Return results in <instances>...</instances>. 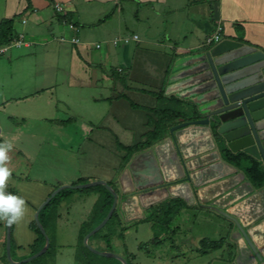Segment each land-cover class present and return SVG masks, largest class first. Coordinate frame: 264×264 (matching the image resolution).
<instances>
[{
    "label": "crops",
    "instance_id": "obj_1",
    "mask_svg": "<svg viewBox=\"0 0 264 264\" xmlns=\"http://www.w3.org/2000/svg\"><path fill=\"white\" fill-rule=\"evenodd\" d=\"M93 1L103 4L95 11L91 9L96 16L107 14L109 9L104 5H113L112 15H107V20L115 16L118 23L115 32H123L125 28V7L132 10L136 20L132 19L130 23L145 31L142 37L126 31L125 37L115 39L127 37V43L114 45L113 39L108 44L113 47L122 44L116 51L108 47L104 52L100 51L101 46L96 47L99 43H92L88 37L91 34L79 35L78 23L85 11L80 5ZM56 2L63 5L62 12L55 10ZM164 14L170 18V32L166 37H160L158 33L169 21V18H163ZM97 18L99 22L107 21ZM5 19L12 20L14 34L17 39L21 38L22 44L1 47V109L9 108L10 102H26L22 104L23 110L38 112V119L33 115L37 126L44 124L46 128L58 131L57 141L68 143L64 149L76 144L77 179H80L77 183L105 181L118 195L117 220L100 236L88 238L91 247L113 252L124 259L125 253H130L133 264H198L201 261L203 264H264V185L250 182L244 172L245 164L233 165L226 161L205 132L186 129L174 142L170 141L171 123L185 121L184 117L175 116L174 121L167 123L161 139L134 151L125 163L127 152L117 147V143L129 147L147 141V134L154 128L148 123L149 118L157 119L154 110L159 106L157 96L151 92L163 88L166 99L172 98L171 102L187 106L185 111H179L182 116L191 117V112L195 113L189 100L181 99L175 93L165 94V90L171 84L174 64L203 49L206 39L217 27L221 30L220 40H236L264 53V0H0V22ZM67 44L71 45L69 50ZM61 51L63 57L65 52L68 54L65 67L57 62ZM112 70L125 78L126 86L111 74ZM58 89L65 90V95L95 94L85 99L93 100L92 105L79 106L85 111L89 108L85 117L78 113L76 106L64 107L63 118L67 117L68 123L54 117L53 111L58 109L55 104V101L59 102L55 97ZM98 102L107 106L99 108ZM130 102L140 108L131 107ZM10 116L5 114L8 120L12 119ZM87 116L90 119L96 116L94 122L97 125L91 120L88 122ZM20 120L24 122L23 117ZM1 121L0 132L3 130ZM68 125L74 129L67 130ZM68 131L78 134L74 135L78 140L62 139L70 135L66 134ZM48 138H52L50 133L38 147L45 149L44 156L53 158L49 153L52 148ZM5 141L12 144L5 162L11 171L5 190L25 200L24 216L12 223L9 231L10 258L19 262L33 255L35 248L37 252L44 247L45 238L41 241L32 227L34 216L52 192L67 182L57 178L54 179L56 182L45 180L41 170L36 174V159L31 161V156L11 140L3 139L0 143ZM177 176L189 178L192 202L182 196L176 197L174 193L179 194L176 189L172 196L165 187L152 192L128 193L132 188ZM98 196L97 190L77 191L71 195L63 192L56 205L54 223L44 229L50 234L49 255L53 264L55 258H58V264L76 261L72 257L68 259V255L75 250L82 251L78 245L79 236ZM170 200L181 207L172 217L170 227L167 226L170 234L163 233L155 239L149 211ZM210 207L233 217L256 253L234 221ZM199 221L207 224L206 231H198L199 226H194ZM182 224L187 227L184 229ZM121 229L122 236L118 232ZM104 235H109V249L105 247ZM6 240L7 224L0 221V264H12L6 255ZM167 241L170 255L163 250ZM148 242L153 249L150 253L141 248L142 245L147 247ZM65 257L67 259H63Z\"/></svg>",
    "mask_w": 264,
    "mask_h": 264
},
{
    "label": "water",
    "instance_id": "obj_2",
    "mask_svg": "<svg viewBox=\"0 0 264 264\" xmlns=\"http://www.w3.org/2000/svg\"><path fill=\"white\" fill-rule=\"evenodd\" d=\"M173 70L170 77L171 84L166 87L165 94L175 93L177 97L189 100L194 105L195 113L191 114L188 120L169 128V140L174 142L186 129L199 130L206 133L214 147L221 144L233 154L245 153L259 161L264 169V53L239 41L224 39L214 44H206L199 52L178 60ZM94 185H104L111 192L113 202L104 220L86 234L84 244L93 253L114 257L121 264H127L122 256L113 252L98 251L87 242L88 238L109 220L116 208L118 198L117 193L105 181L98 180L73 187L84 188ZM159 187H165L170 194L176 189L179 192V194L174 193L176 197L182 196L187 202L193 201L189 178L184 176L162 178L157 182L132 188L128 193L152 192ZM64 188L71 186L56 188L37 208L34 216L36 225L45 237V245L41 250L19 262L12 261L9 254L11 225L7 224L6 255L12 264L28 262L47 250L48 237L39 222L38 212L51 197ZM5 191L10 193L8 190ZM210 208L233 220L255 252L247 235L233 217L215 207Z\"/></svg>",
    "mask_w": 264,
    "mask_h": 264
},
{
    "label": "rangeland",
    "instance_id": "obj_3",
    "mask_svg": "<svg viewBox=\"0 0 264 264\" xmlns=\"http://www.w3.org/2000/svg\"><path fill=\"white\" fill-rule=\"evenodd\" d=\"M101 6H103V4H99L97 1L90 2V3H88V5H86V4L82 5V6L80 5V7L81 8L83 7L82 9L85 10L83 13H81L84 20H83V18H81L79 23H78V27H80L79 28V31H80L79 35L81 37L83 35L82 33L91 34L88 37H90V40L92 41V43H99L101 46L100 51H103V52L105 51V49L107 47L111 48L112 51H116L117 46H120L122 44L119 43V45H117L116 47H113L114 45H112L111 43L108 44V42L112 41L113 39H115L119 36L125 37L124 33L126 31H128L127 33H130V34L136 33L138 36L142 37V33H144L145 31L142 30L141 27L130 23L132 19L133 20L135 19L133 17L134 14H133L132 10L128 11L127 8L125 7V13H124L125 28L123 29V32L122 31L121 32H115L114 29L117 28V25H118L117 20L115 19V16H113L111 20H107V19H109L108 17L112 15L113 5H108V6H107V4L104 5V6H106V8L108 7L109 10H108V12H106L107 14H104V16H102V17L96 16V14L94 12L93 13L90 12L91 9L95 11L96 9H99ZM78 9H79V6H78ZM107 15H108V17H107ZM164 16H165V14L163 15V18L166 20L169 18L167 15L165 17ZM97 17H100L101 20L106 19L107 21L106 22H102V21L99 22V20H98L99 18H97ZM161 18H162V16H161ZM169 23H170V18H169V21L167 22L168 26L165 24L164 27H162L160 33H158L159 34L158 36L166 37V35L170 32ZM152 33H154V31H152L151 34ZM136 38H137V36H136ZM66 48L69 50L71 48V45L67 44ZM63 53H64L63 51L60 52V57L57 55V60H58L57 62L59 63L60 66L65 67V65H67V63H68V54L65 52L64 57H63L62 56ZM110 63L113 65V62H110ZM58 93H60V94H58ZM79 95H80L79 93L78 94H74V93L72 94L71 93L70 95H65V90L58 89V92L55 93V97H57L59 99V102H58V100L55 101V104H57L56 108H58V109L53 111V113L55 115L54 117L60 118L64 122L68 123L69 121L66 120L67 117L63 118V115L65 114L64 107L65 108L66 107H73L74 108L75 106L79 110L78 113L84 114L83 116L85 117V114H86V112H88L89 108H87L85 111V109H81L79 106L84 107V105H88V106L92 105L93 100H85V99H89L90 97H93V95H95V94H92V92H89V93H83V94H81V96H79ZM160 102L161 103L159 105V109H165L168 107L169 111H171V112L172 111H178V112L179 111H185L187 109L186 105L181 104V103H177V102L173 103L170 101V99H164ZM23 103H26V102H24V101L10 102L9 108H6L5 111L3 109H1L3 107H0V120L2 119L1 125H3L2 126L3 130L0 132V140H3V139L9 140V141L11 140V142L13 144L15 143L17 146H20V148H22V150L24 152L28 153V155L31 156V161L36 159V161H35L36 174L40 173V170H41V173H43V178H45V180H47V181L51 180L52 181V180L57 178V179L62 180L63 182H67L65 184H61L57 188L65 186V185L71 186V188H74L73 186H76V185H82V184L94 182V181H86L85 180L86 182H84V183H77L80 179H77L79 177V173H78V168H77L78 161H77V154H76L77 153L76 144L72 143L70 149L69 148L64 149V146L67 145L68 143H66V141L64 143H62V142L59 143L57 141V137H60L59 132L56 130H53L51 127L46 128L44 124L42 126H37L38 122L35 120V118H37L38 112L33 113L32 109H30L29 111L23 110V108H25L22 106ZM96 106L97 107L99 106V108H104V106H107V105L104 104L102 106V103L98 102L96 104ZM5 114H6V116L11 115L10 117H12V119L10 118L11 120L10 119L8 120L7 117H5ZM33 115H35V118L33 117ZM171 115H173V114H171ZM21 117L24 118V122L22 120H20ZM17 118H20V119H17ZM86 119L88 122H89V120H91V123L93 122L92 124H94L95 126L97 125L94 122L97 119L96 116L92 117L93 120L88 118V116ZM174 119H175L174 117L168 116L164 120L165 125H167V123H169V121H171V122L174 121ZM57 122H59V121H57ZM88 122L86 124L90 126V123H88ZM174 125H176V124L171 123V126H174ZM68 126L70 127V125H68ZM68 129L73 130L74 127H70V128L67 127V130ZM48 133H50V136H52V138H50V139L48 138V140H49L48 143H50L49 146L52 148L49 150V153L53 156V158L50 155L44 156L45 149L44 148L41 149L38 147L39 143L44 141L45 136L48 135ZM66 134H70V135H68V136L66 135L62 139H67L69 137L71 139H74L73 141L78 140V138L76 139L74 137V135H78V134H73L70 131H68ZM22 141H23V143L21 144ZM60 141H62V140L60 139ZM218 148H219V151L222 153L223 146L221 144H218ZM33 169H34V167H33ZM45 169H48V170H45ZM31 170H32V167H31ZM54 181L56 182V180H54ZM68 183H71V184H68ZM100 187H101L100 185H94L93 186L94 190H97V191H98L97 188H100ZM63 190L67 195L76 194V192L78 191V189H69V188H64ZM61 198H62V196H61ZM172 203H173L172 201L169 203L163 202L159 206L153 207L149 211V215L153 217V219H152L153 231H154L155 237H157V238L160 237V235L163 233L166 235H167V233L170 234L169 230L167 229V226L171 223V221H168L167 226H165V227H164L163 223L165 221H167V219L174 214V207L172 206ZM170 205L172 207L169 208ZM168 209H169V211H168ZM57 210L54 213L55 215H57ZM194 213H196V210L194 211ZM217 214H218V212H217ZM219 215H221V214H219ZM104 218L99 222V224L104 220ZM114 220H111L108 223L106 222V225L104 227H102L103 229L101 228L102 232H104L105 228H109L113 224ZM182 226L185 229V227H187V224H182ZM194 226H199V228H197V230L202 231V232L206 231L208 228L207 224L204 221H199V223L194 224ZM168 227H170V225ZM101 229H99V230H101ZM118 232H120L121 234L123 233L122 229L118 230ZM46 235L48 237V243H51V246H52V242L50 240V234L46 233ZM85 236H86V234L84 235V237ZM84 237L82 240L83 244H84ZM174 240H177V237H174ZM176 242H178V241H176ZM78 243H79V241H78ZM168 243L169 242L167 241L165 243V246L163 247L164 252L167 253L166 255H170L169 253L171 252V249L167 248ZM150 245H151V242L150 243L148 242V246L147 247L143 246L142 249H147L150 253L151 249H152ZM144 247H146V248H144ZM152 251H153V249H152ZM78 252H79L78 250H75V253L68 255L69 256L68 259H70L72 257V258H75V260H76V261H73V263H72V261L68 262V263H70V264H82V262H81L82 255L79 254ZM49 254H50V251L48 253L44 252L40 256L35 257L34 259H32L28 262H25L23 264H53L52 263L53 258L52 257L50 258ZM172 254H174V252ZM65 255H67V253H65ZM63 259H67V257H65ZM58 261H59L58 258L54 259L55 264H58ZM202 262L203 261H201V263H198V264H203ZM102 264H104V263H102Z\"/></svg>",
    "mask_w": 264,
    "mask_h": 264
},
{
    "label": "trees",
    "instance_id": "obj_4",
    "mask_svg": "<svg viewBox=\"0 0 264 264\" xmlns=\"http://www.w3.org/2000/svg\"><path fill=\"white\" fill-rule=\"evenodd\" d=\"M16 39L17 38H16V35L14 34L13 27H12V20H6V19L2 20L0 22V48L3 46L9 45V43H11L13 40H16ZM239 39L241 40L242 37L239 36ZM111 74L115 78L119 79L124 84V86H126L125 85L126 80L124 77H120L119 72H117L116 70H112ZM163 92H164L163 88L159 92H151L152 95L157 96V99L159 101V105L161 103L160 101L167 98L163 95ZM169 99H172V98H169ZM130 104H131V107H133V108H140L139 106H137L136 104H134L132 102H130ZM154 112H155L157 119L153 120V119L149 118L148 123L150 124V126L154 125V128L151 132H149L147 134V141L146 142L141 143V144H136L133 146H129V147H124V146L120 145L119 143H117V147L119 149L127 152V156L124 159V163L128 160V157L134 151L142 149L144 146L151 145L152 143H154L158 139H161V137L164 135L165 131L167 130V126L165 125L164 120L168 116H172V117L180 116V117H184L185 120H188L190 118V116L189 117L182 116L183 114L181 115L180 112L178 113V111H176V113L171 112V111H169L168 107L165 109H159V106H158L154 110ZM193 113H194V111L191 112V114H193ZM171 114H173V115H171ZM222 155L226 161L232 163L233 165L241 164V163L243 165L245 164L244 172H245L247 178L250 180V182H252L255 185H264V169L262 168L259 161H257L256 159H254L251 156H249L245 153H242V152H238L236 154H233L230 151H228L226 148H223ZM80 182L84 183L86 181L83 180ZM100 186H101L100 188H97L98 192H99V196H98L97 200L95 201L93 208H92V211L88 217V220H87V222H85V226L83 227V230L81 231V234L79 236L78 245L82 251L81 252L79 251L78 253L82 255V257H81L82 264H97V263L98 264H102V263H104V264L105 263L106 264H121V262L115 258L104 257V256H101V255H98L96 253L91 252L82 243L84 235L87 234L90 230H92L95 226H97L99 224V222L108 213V211L111 207V204L113 202V196H112L111 192L105 186H103V185H100ZM69 189H72V188H69ZM90 190H94L93 186L78 189V191H80V192L90 191ZM63 192H64V190H60L59 192H57L41 208L39 215H38V218H39V222H40L41 226L43 227V229H45L50 223H54V221H55L54 218H56L55 217L56 215L54 213L57 210L56 205L58 204V201L61 198ZM171 201L173 202L172 206L174 207V214L173 215H175V213H177V211L180 209L181 205L177 204L174 200H170V201H168V203ZM172 206L170 205L169 208ZM168 211H169V209H168ZM116 216H117V210L115 209L113 214L111 215V217L107 221V223L110 222L111 220H114L116 218ZM172 216L169 217L167 219V221H165L163 223L164 227L167 226L168 221H171ZM150 217H152V216H150ZM32 227L37 232L39 239L41 241H43L44 236L41 233L40 229L37 227L35 222L32 223ZM102 229L95 232L94 234H92V237L93 236H100V234L102 233ZM121 236H122V234H121ZM103 238L105 241L106 249H109L110 248L109 235H104ZM156 238L157 237H155V239ZM143 246L144 245H142L141 248H143ZM50 250H51V243H49V247L47 248L45 253H48ZM35 252H36V248L34 249V253ZM125 260H126L127 264H133L132 263L133 255L126 252L125 253Z\"/></svg>",
    "mask_w": 264,
    "mask_h": 264
},
{
    "label": "clouds",
    "instance_id": "obj_5",
    "mask_svg": "<svg viewBox=\"0 0 264 264\" xmlns=\"http://www.w3.org/2000/svg\"><path fill=\"white\" fill-rule=\"evenodd\" d=\"M12 144L5 141L0 143V221L8 225L18 222L25 213V200L18 195L6 193V181L11 175L10 169L6 166L8 152Z\"/></svg>",
    "mask_w": 264,
    "mask_h": 264
},
{
    "label": "built area",
    "instance_id": "obj_6",
    "mask_svg": "<svg viewBox=\"0 0 264 264\" xmlns=\"http://www.w3.org/2000/svg\"><path fill=\"white\" fill-rule=\"evenodd\" d=\"M54 8H55V10L57 11V12H62L63 11V5L61 4V3H54ZM220 27H217L216 28V30H215V32H214V34L211 36V37H209V38H207L206 39V44H211V43H216V42H218L219 40H220V38H219V33H220ZM133 38L134 39H136V36H133ZM118 42H123V43H127L128 42V38L126 37V38H119V39H114L113 41H112V43L114 44V45H116ZM10 45H14V46H19L20 44H22L21 43V38H19V39H16V40H13L11 43H9ZM97 48H99L100 47V45L98 44L97 46H96ZM3 48H0V52H2L3 50H2Z\"/></svg>",
    "mask_w": 264,
    "mask_h": 264
}]
</instances>
